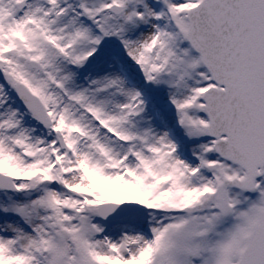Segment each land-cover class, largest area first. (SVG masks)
I'll use <instances>...</instances> for the list:
<instances>
[{"label":"snow or ice","instance_id":"6c2138e0","mask_svg":"<svg viewBox=\"0 0 264 264\" xmlns=\"http://www.w3.org/2000/svg\"><path fill=\"white\" fill-rule=\"evenodd\" d=\"M0 264H264V0H0Z\"/></svg>","mask_w":264,"mask_h":264}]
</instances>
